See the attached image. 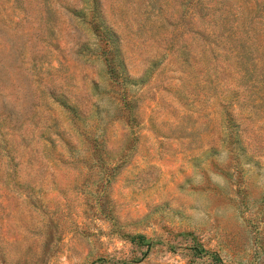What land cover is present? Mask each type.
Wrapping results in <instances>:
<instances>
[{
	"label": "rangeland",
	"instance_id": "374dc122",
	"mask_svg": "<svg viewBox=\"0 0 264 264\" xmlns=\"http://www.w3.org/2000/svg\"><path fill=\"white\" fill-rule=\"evenodd\" d=\"M0 264H264V0H0Z\"/></svg>",
	"mask_w": 264,
	"mask_h": 264
}]
</instances>
